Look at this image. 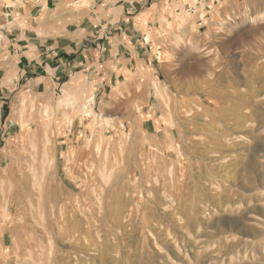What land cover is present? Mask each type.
I'll list each match as a JSON object with an SVG mask.
<instances>
[{"label":"rangeland","instance_id":"rangeland-1","mask_svg":"<svg viewBox=\"0 0 264 264\" xmlns=\"http://www.w3.org/2000/svg\"><path fill=\"white\" fill-rule=\"evenodd\" d=\"M209 8L204 32L161 38L159 68L94 111L63 91L18 117L0 264H264V0Z\"/></svg>","mask_w":264,"mask_h":264},{"label":"crops","instance_id":"crops-1","mask_svg":"<svg viewBox=\"0 0 264 264\" xmlns=\"http://www.w3.org/2000/svg\"><path fill=\"white\" fill-rule=\"evenodd\" d=\"M67 1L33 0L26 7L28 0H9L11 6L4 5L0 54L12 65L3 68L6 77L0 80V156L16 137L9 129L18 126L29 107L51 105L64 91L68 101L72 93L90 96L87 103L94 111L99 99L114 85H127L138 69L159 68L154 49L161 50V38L200 34L207 18L197 15H205L211 2L221 9L238 0H86L79 10ZM175 17L183 20V28L169 33L166 25L179 23ZM23 19L30 28L12 26ZM153 34L154 41L149 39Z\"/></svg>","mask_w":264,"mask_h":264},{"label":"built area","instance_id":"built-area-1","mask_svg":"<svg viewBox=\"0 0 264 264\" xmlns=\"http://www.w3.org/2000/svg\"><path fill=\"white\" fill-rule=\"evenodd\" d=\"M211 12V9L209 8V6L206 7V14L205 15H202V16H199V19L205 17V18H209V14Z\"/></svg>","mask_w":264,"mask_h":264},{"label":"bare ground","instance_id":"bare-ground-1","mask_svg":"<svg viewBox=\"0 0 264 264\" xmlns=\"http://www.w3.org/2000/svg\"><path fill=\"white\" fill-rule=\"evenodd\" d=\"M240 116V115H239ZM262 173V172H261ZM261 175V174H260ZM262 185V184H261ZM263 187V186H262ZM176 198V197H175Z\"/></svg>","mask_w":264,"mask_h":264}]
</instances>
